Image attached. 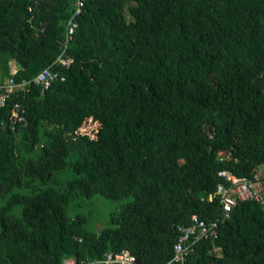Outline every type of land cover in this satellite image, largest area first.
Segmentation results:
<instances>
[{
	"label": "trees",
	"instance_id": "16d2710c",
	"mask_svg": "<svg viewBox=\"0 0 264 264\" xmlns=\"http://www.w3.org/2000/svg\"><path fill=\"white\" fill-rule=\"evenodd\" d=\"M70 11L69 0H0V86L46 67L64 76L0 107V264L120 250L172 264L191 215L218 221L186 264H264V206L236 201L219 219L214 194L218 171L264 164V0H84L59 67ZM13 103L21 123L9 122ZM95 195L128 200L101 228L67 215Z\"/></svg>",
	"mask_w": 264,
	"mask_h": 264
},
{
	"label": "built area",
	"instance_id": "2783aa9c",
	"mask_svg": "<svg viewBox=\"0 0 264 264\" xmlns=\"http://www.w3.org/2000/svg\"><path fill=\"white\" fill-rule=\"evenodd\" d=\"M71 11L65 20L63 40L55 62L59 67H67L71 58L65 56V48L72 39L77 27V18L84 5V0H69ZM12 71L11 73H13ZM63 81L64 76L59 71L51 68L41 69L31 80H21L15 83L8 77L0 86V107H3L9 94L14 90H26L29 85L39 86L47 89L54 81ZM9 122L11 124L24 121V110L18 103H13L10 109ZM219 182L215 186V196L220 205L219 219H227L229 212L236 201H254L264 206V164L253 169L248 177H238L227 170H220L217 173ZM217 219L206 222L196 215L189 217L186 225H178V233L172 245V264H186L189 247L200 239L215 238ZM61 264H138L136 258L125 250L118 252H107L99 260L76 263L71 258H65Z\"/></svg>",
	"mask_w": 264,
	"mask_h": 264
},
{
	"label": "rangeland",
	"instance_id": "374dc122",
	"mask_svg": "<svg viewBox=\"0 0 264 264\" xmlns=\"http://www.w3.org/2000/svg\"><path fill=\"white\" fill-rule=\"evenodd\" d=\"M9 66H13V63L10 62ZM10 72H12L11 69ZM82 128L89 129L90 127L83 125ZM69 176L70 173H64L59 178L67 179ZM125 200L111 201L99 195L92 196L91 198H77L66 208V213L69 216L74 214L86 215L89 227L101 228L106 225L108 214L111 211L118 210Z\"/></svg>",
	"mask_w": 264,
	"mask_h": 264
},
{
	"label": "crops",
	"instance_id": "0c3cea01",
	"mask_svg": "<svg viewBox=\"0 0 264 264\" xmlns=\"http://www.w3.org/2000/svg\"><path fill=\"white\" fill-rule=\"evenodd\" d=\"M10 69L12 70V71H14L15 70V66L13 65V66H10Z\"/></svg>",
	"mask_w": 264,
	"mask_h": 264
}]
</instances>
